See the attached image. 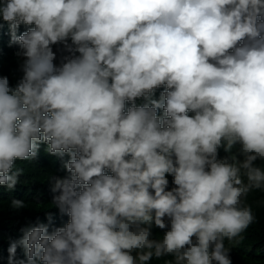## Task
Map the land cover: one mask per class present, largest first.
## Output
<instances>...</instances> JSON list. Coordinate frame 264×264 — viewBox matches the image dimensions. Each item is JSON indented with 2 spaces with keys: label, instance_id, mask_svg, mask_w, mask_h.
<instances>
[{
  "label": "clouds",
  "instance_id": "clouds-1",
  "mask_svg": "<svg viewBox=\"0 0 264 264\" xmlns=\"http://www.w3.org/2000/svg\"><path fill=\"white\" fill-rule=\"evenodd\" d=\"M0 19L23 57L0 76V185L41 144L69 157V220L21 229L7 264H232L264 191V0H0Z\"/></svg>",
  "mask_w": 264,
  "mask_h": 264
},
{
  "label": "trees",
  "instance_id": "trees-1",
  "mask_svg": "<svg viewBox=\"0 0 264 264\" xmlns=\"http://www.w3.org/2000/svg\"><path fill=\"white\" fill-rule=\"evenodd\" d=\"M34 25H21L17 35L26 31L27 28ZM10 34L8 24L0 19V76H7L10 85L14 86L21 78L22 72L20 65L23 57L17 56L19 51L18 44H9ZM70 42V41H69ZM60 45H53V50L57 52V61L61 55H67L57 49ZM163 87L155 90L154 99H159ZM138 104L143 103L142 98L136 101ZM159 114H163L162 110ZM189 115L193 113L189 112ZM239 145L233 149V153ZM46 145L41 144L38 155L35 159L17 160L15 167L21 168L22 174L18 177V183L12 190L6 186L0 185V264H7L8 248L10 242L22 237L21 229L28 226H35L38 222L48 223L47 216L52 215L53 220L49 227L51 231L54 227H62L67 223L69 217L61 214L53 205L51 192V177H66L69 173L64 169L63 164L69 158L64 156L51 155L46 152ZM218 158H223L225 153L223 148L218 150ZM238 159L242 157L238 156ZM257 165L261 161L255 162ZM169 187L172 177L169 176ZM12 200H20L24 207L14 208ZM246 203L251 205L256 221L246 229L241 236L239 243L225 240V246L231 247L230 259L232 264H264V191L255 190L250 192L246 198ZM165 230L153 227L152 238L159 239L163 236ZM239 239V238H238ZM16 258L26 260L23 249L17 248ZM167 259L172 257L153 258L150 264H164Z\"/></svg>",
  "mask_w": 264,
  "mask_h": 264
}]
</instances>
